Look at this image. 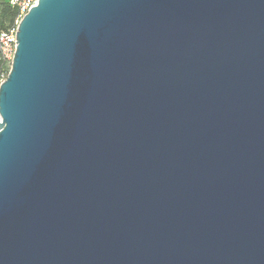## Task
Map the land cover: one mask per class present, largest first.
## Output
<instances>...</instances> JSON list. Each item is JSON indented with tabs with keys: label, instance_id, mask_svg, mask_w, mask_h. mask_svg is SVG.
<instances>
[{
	"label": "water",
	"instance_id": "obj_1",
	"mask_svg": "<svg viewBox=\"0 0 264 264\" xmlns=\"http://www.w3.org/2000/svg\"><path fill=\"white\" fill-rule=\"evenodd\" d=\"M0 85V264H264V0H37Z\"/></svg>",
	"mask_w": 264,
	"mask_h": 264
},
{
	"label": "built area",
	"instance_id": "obj_2",
	"mask_svg": "<svg viewBox=\"0 0 264 264\" xmlns=\"http://www.w3.org/2000/svg\"><path fill=\"white\" fill-rule=\"evenodd\" d=\"M8 2L18 9L19 21L20 18L36 4L37 0H8ZM16 27L8 32H0V85L6 79L11 67L16 47Z\"/></svg>",
	"mask_w": 264,
	"mask_h": 264
},
{
	"label": "trees",
	"instance_id": "obj_3",
	"mask_svg": "<svg viewBox=\"0 0 264 264\" xmlns=\"http://www.w3.org/2000/svg\"><path fill=\"white\" fill-rule=\"evenodd\" d=\"M17 21L18 9L10 5L8 0H0V32H8L14 29Z\"/></svg>",
	"mask_w": 264,
	"mask_h": 264
}]
</instances>
